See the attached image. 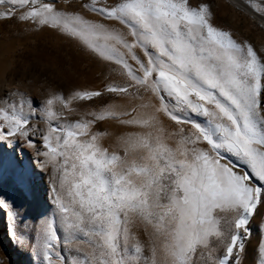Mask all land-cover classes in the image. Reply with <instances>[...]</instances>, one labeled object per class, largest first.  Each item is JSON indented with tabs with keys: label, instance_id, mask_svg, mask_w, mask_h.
<instances>
[{
	"label": "snow or ice",
	"instance_id": "1",
	"mask_svg": "<svg viewBox=\"0 0 264 264\" xmlns=\"http://www.w3.org/2000/svg\"><path fill=\"white\" fill-rule=\"evenodd\" d=\"M66 4L0 0V22L55 32L105 68L100 86L41 83L33 97L17 82L0 96L12 242L31 264H243L264 218V47L207 0ZM236 7L264 30V0ZM45 178L29 227L22 205ZM257 252L264 264V238Z\"/></svg>",
	"mask_w": 264,
	"mask_h": 264
},
{
	"label": "rangeland",
	"instance_id": "2",
	"mask_svg": "<svg viewBox=\"0 0 264 264\" xmlns=\"http://www.w3.org/2000/svg\"><path fill=\"white\" fill-rule=\"evenodd\" d=\"M80 0H67L65 6L78 7ZM200 0H190L196 5ZM213 6L215 22L229 27L234 33L247 38L259 49L264 47V30L249 15L238 10L226 0H207ZM64 3V0H61ZM30 25L18 24L15 21L0 22V96L6 89L19 82L22 89L27 90L33 97L38 96L45 87L54 85L62 88L66 93L74 87L100 86L103 83L104 66L97 60L89 57L81 48L55 32L44 30L30 31ZM32 80V84H27ZM100 129L119 131L114 125L104 123ZM111 141L105 140L107 145ZM47 178L37 189L34 198L22 205L24 221L31 222L44 212V198ZM0 191H6L12 196L10 188L0 186ZM19 205L21 202L16 201ZM264 218L255 217L252 236L246 245V254L243 264H256L258 259L257 242L264 238L260 226ZM7 216L0 212V262L2 264H31V252L12 242L7 232ZM29 227L19 226L25 240L28 239ZM141 239L143 236L141 235Z\"/></svg>",
	"mask_w": 264,
	"mask_h": 264
},
{
	"label": "bare ground",
	"instance_id": "3",
	"mask_svg": "<svg viewBox=\"0 0 264 264\" xmlns=\"http://www.w3.org/2000/svg\"><path fill=\"white\" fill-rule=\"evenodd\" d=\"M226 1H228V2H230L232 5H234L235 7H236V0H226ZM237 8V7H236ZM238 9V8H237ZM248 15V14H247ZM252 19H253V17L251 16V15H249ZM254 20V19H253ZM254 21H256L258 24H259V21L258 20H254Z\"/></svg>",
	"mask_w": 264,
	"mask_h": 264
}]
</instances>
